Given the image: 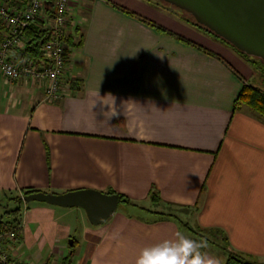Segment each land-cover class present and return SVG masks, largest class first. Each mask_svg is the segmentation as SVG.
Returning a JSON list of instances; mask_svg holds the SVG:
<instances>
[{
  "label": "crops",
  "instance_id": "0c3cea01",
  "mask_svg": "<svg viewBox=\"0 0 264 264\" xmlns=\"http://www.w3.org/2000/svg\"><path fill=\"white\" fill-rule=\"evenodd\" d=\"M68 10L58 101L0 73V219L24 188L130 201L99 225L80 207L13 201L14 259L136 264L145 247L188 237L190 215L189 227L219 228L231 249L264 260V118L237 100L255 75L245 59L151 0H69ZM200 251L224 263L219 247Z\"/></svg>",
  "mask_w": 264,
  "mask_h": 264
},
{
  "label": "built area",
  "instance_id": "2783aa9c",
  "mask_svg": "<svg viewBox=\"0 0 264 264\" xmlns=\"http://www.w3.org/2000/svg\"><path fill=\"white\" fill-rule=\"evenodd\" d=\"M68 4L69 0H27L23 8L14 9L9 0H0V26L4 28L0 40V73L9 80L39 83L48 102L58 101L63 95L62 78L67 63L65 39L69 26L74 25ZM45 9L51 12L47 22ZM38 22L50 28V36L40 46V59L34 64L18 61L15 55L24 48L25 31L30 26H39ZM17 233L18 229H0V264H25L11 254Z\"/></svg>",
  "mask_w": 264,
  "mask_h": 264
},
{
  "label": "water",
  "instance_id": "95a60500",
  "mask_svg": "<svg viewBox=\"0 0 264 264\" xmlns=\"http://www.w3.org/2000/svg\"><path fill=\"white\" fill-rule=\"evenodd\" d=\"M188 14L242 53L264 62V0H158ZM24 202L80 207L93 225L102 224L119 202L117 193L81 188L63 193L34 191ZM71 243V241H70Z\"/></svg>",
  "mask_w": 264,
  "mask_h": 264
},
{
  "label": "trees",
  "instance_id": "16d2710c",
  "mask_svg": "<svg viewBox=\"0 0 264 264\" xmlns=\"http://www.w3.org/2000/svg\"><path fill=\"white\" fill-rule=\"evenodd\" d=\"M45 12L47 13V16H46V22H47V20L51 19V12L48 9H45ZM188 21H190V20H188ZM35 23H37V21ZM190 23H192V25L199 28L203 32L211 35L216 40H218V41L226 44L230 48H232L237 54H239L241 57H243V59L248 61V63L251 66L257 67L258 69L260 68L261 69L260 71L262 73L260 75L264 76V62L263 61H261L257 58H253L251 56H248V55L242 53L241 51L235 49L228 42H226L224 39L218 37L213 32L209 31L208 29L204 28L203 26L196 24L193 19L190 21ZM38 24H39V22H38ZM25 35H26V41H25L24 48H22L15 55V57L18 61H23V62L34 64L41 57V53H40L41 44L43 43L44 40H46L50 36L49 25L39 24V26H30L25 31ZM68 37L65 39L67 43L69 42ZM70 87L72 89H79L80 82H78L76 80H71L70 81ZM237 100L240 103L246 104L253 111H255L256 113H258L260 116H262L264 118V89H262L261 85H254V84L249 83V82H243L241 89L239 90V92L237 94ZM34 191H37V190L32 189V188H24L23 190H21V194L24 195V194H28V193L34 192ZM109 193H115V191L112 190ZM118 195H119V202H128L129 203L130 200L127 197H125L122 194H118ZM150 198L152 199L153 202L159 201V196H157V194L154 192H152L150 194ZM11 199L13 201H15L16 203H20V195L13 196ZM6 207L7 206H5L4 213L11 216L12 219H9V220L0 219V229H18V225L14 224L16 222V213L18 211L17 207H14L12 209H10L8 207H7L8 208L7 209ZM171 215L172 214H169L168 216H171ZM181 224H183V226L185 227V229L188 233L187 238H189V239L195 240L197 242H202L205 245H207L209 243H213V241L215 240V244L225 254V260H224L223 264H264V260H261V258H256V257L254 258L251 255H245L241 252H238V251L231 249L229 247L227 235L225 234V232L223 230H221L219 228H210V229H207L204 231L203 230L202 231L196 230L197 232H195L193 230V228L189 227L187 224H184L182 222H181ZM190 232L193 233L195 236H190V234H191ZM217 237L222 239L223 243H220V241H216ZM212 238H214V239H212ZM200 250H202V248Z\"/></svg>",
  "mask_w": 264,
  "mask_h": 264
},
{
  "label": "clouds",
  "instance_id": "9594fccd",
  "mask_svg": "<svg viewBox=\"0 0 264 264\" xmlns=\"http://www.w3.org/2000/svg\"><path fill=\"white\" fill-rule=\"evenodd\" d=\"M176 241L162 243L142 249L136 264H218V261L202 254L206 247L202 242L189 239L177 233Z\"/></svg>",
  "mask_w": 264,
  "mask_h": 264
},
{
  "label": "rangeland",
  "instance_id": "374dc122",
  "mask_svg": "<svg viewBox=\"0 0 264 264\" xmlns=\"http://www.w3.org/2000/svg\"><path fill=\"white\" fill-rule=\"evenodd\" d=\"M152 2H158V4H163L164 6H166V7H168V8H171V9H173L174 11V14H175V16L176 17H178V18H180L181 20H183V21H185V22H187V23H189L192 19H191V17H189V15L188 14H186V13H184V12H182V11H180L179 9H177V8H175V7H172V6H170V5H167V4H165V3H163L162 1H158V0H151ZM188 20H190V21H188ZM246 61V60H245ZM247 62V64L251 67V69L254 71V77H253V83L252 84H256V85H261V87H262V89H264V76H261L260 74H262L261 73V69L259 68H257V67H253V66H251L249 63H248V61H246ZM8 203H11V204H8ZM15 203V202H14ZM24 203H26V202H24ZM19 204H21V202L19 203ZM7 206H9L10 207V209H12L13 208V201H8L7 202ZM123 205L122 204H119V206H118V208H121ZM148 207H150V206H148ZM152 207V206H151ZM156 207V206H155ZM7 208V207H6ZM8 209V208H7ZM152 209V208H151ZM155 209V208H154ZM162 209H166V208H162ZM191 208H188L187 210H185V211H180L179 212V214H180V216H183L184 214H188V211L190 210ZM187 212V213H186ZM191 212V211H190ZM181 221H182V223H184V224H189V225H193V218H191L190 217V215H188V218H186V217H181ZM193 230L195 231V232H197L196 230L197 229H194L193 228ZM181 231L183 232V233H185L186 232V229H185V227L183 226V224H181ZM199 231V230H198ZM191 233V232H190ZM190 236H195L193 233H191L190 234ZM212 239H214V238H212ZM216 241H220V243H223L222 242V239H220L219 237H217L216 238ZM207 248L208 249H213V250H218V246L215 244V240L213 241V243H209V244H207Z\"/></svg>",
  "mask_w": 264,
  "mask_h": 264
}]
</instances>
